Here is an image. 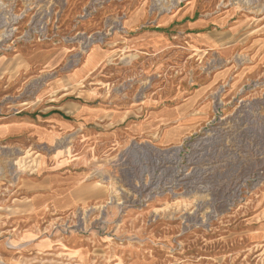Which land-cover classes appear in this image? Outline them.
Returning <instances> with one entry per match:
<instances>
[{"label": "rangeland", "instance_id": "obj_1", "mask_svg": "<svg viewBox=\"0 0 264 264\" xmlns=\"http://www.w3.org/2000/svg\"><path fill=\"white\" fill-rule=\"evenodd\" d=\"M0 264H264V0H0Z\"/></svg>", "mask_w": 264, "mask_h": 264}, {"label": "crops", "instance_id": "obj_2", "mask_svg": "<svg viewBox=\"0 0 264 264\" xmlns=\"http://www.w3.org/2000/svg\"><path fill=\"white\" fill-rule=\"evenodd\" d=\"M137 39H128L126 42H122L120 44V47L116 50V52L112 55V57H116L115 60H117L113 65L112 69L116 70L117 73L121 72V66L122 61H126L129 55H132L131 53L128 54L127 52H122V47L126 49L132 48L135 44ZM139 41V40H138ZM102 50L95 49L92 52L91 58L89 61H86L84 66L86 68H93L96 63L99 62V64L106 63V53ZM134 55V53H133ZM132 55V56H133ZM131 56V57H132ZM114 60V61H115ZM124 67V66H123ZM114 73V72H113ZM115 74H112V77H114ZM129 105L125 108L126 110L123 111V114L121 115H113V113H104L101 109L99 110H90L89 112L86 111L87 117L83 120V122L79 121L76 127L74 128H80L82 125L85 124V122L90 121L93 119L92 122H94V125L103 127L102 124H100L102 118H108L111 116L113 118L114 123H121L126 121L129 117L134 115L133 109L137 107L136 103L137 100L133 101V98H128ZM143 103V102H141ZM180 108V109H178ZM85 111V110H84ZM203 112H198V114H191L185 110H183L181 107L177 106H170V108H167L166 106H162L157 110H153L150 114L141 117L132 119V121L127 123L126 130L128 133H130L133 136H139V137H152L156 136L158 139V142L161 144H176L179 143L184 136L189 134L191 131L195 130L197 126L201 124V121L204 120ZM96 120V121H95ZM120 121V122H119ZM18 122V121H17ZM20 127L23 129L27 122L25 120L18 122ZM82 124V125H81ZM20 128V129H21Z\"/></svg>", "mask_w": 264, "mask_h": 264}]
</instances>
